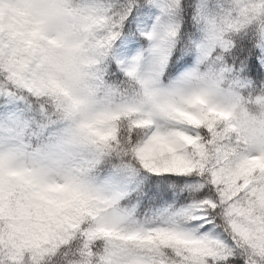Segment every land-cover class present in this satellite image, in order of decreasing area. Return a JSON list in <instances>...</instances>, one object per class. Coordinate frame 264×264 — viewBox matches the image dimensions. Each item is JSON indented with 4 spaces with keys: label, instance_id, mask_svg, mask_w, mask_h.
Listing matches in <instances>:
<instances>
[{
    "label": "snow or ice",
    "instance_id": "snow-or-ice-1",
    "mask_svg": "<svg viewBox=\"0 0 264 264\" xmlns=\"http://www.w3.org/2000/svg\"><path fill=\"white\" fill-rule=\"evenodd\" d=\"M251 102L264 0H0V264H264Z\"/></svg>",
    "mask_w": 264,
    "mask_h": 264
},
{
    "label": "clouds",
    "instance_id": "clouds-1",
    "mask_svg": "<svg viewBox=\"0 0 264 264\" xmlns=\"http://www.w3.org/2000/svg\"><path fill=\"white\" fill-rule=\"evenodd\" d=\"M235 118L241 122L245 120L253 122H262L264 121V107L257 105L254 102L248 103L244 106V110L238 109L236 111Z\"/></svg>",
    "mask_w": 264,
    "mask_h": 264
}]
</instances>
